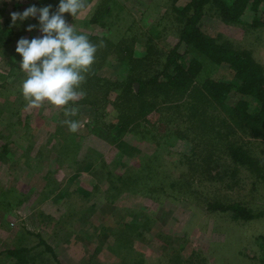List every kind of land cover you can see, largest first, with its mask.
<instances>
[{"label": "rangeland", "instance_id": "obj_1", "mask_svg": "<svg viewBox=\"0 0 264 264\" xmlns=\"http://www.w3.org/2000/svg\"><path fill=\"white\" fill-rule=\"evenodd\" d=\"M189 1L87 0L75 17L63 15L87 37L105 35L113 44L130 38L135 60L144 56L142 44L150 29L158 32L153 57L177 42L178 26L171 11L174 4ZM58 2L0 0V25L8 20L13 34L34 25L23 38L40 37L37 18L13 24L10 13L32 5L53 8ZM100 6H109L111 15L89 23ZM251 13H243L239 23L224 24L208 9L202 30L249 51L264 67V25L249 26ZM257 15L264 17V8ZM91 42L99 45L101 40ZM2 43L7 49L0 44V264H22L11 252L21 248L30 249L26 259L31 262L36 255L35 261L42 264H264V183L254 185L245 170L240 171L238 184L228 177L222 182L200 180L199 168L204 165L196 160L198 166L191 169L184 159L193 151V141L159 119L168 120L166 110H154L128 129L110 130L120 113H130L139 91L138 83L130 79L138 71L122 65L120 51L110 46L102 55L98 47L81 85L85 96L66 106L77 107L78 114L66 117L64 107L47 101L40 108L28 106L21 91L26 73L15 51L17 40ZM231 76L221 69L213 78ZM176 101L156 104L161 108ZM65 119L81 126L73 133L62 123ZM189 136L194 137L193 132ZM248 140L264 157V140ZM150 159H157L155 198L138 189L118 191L110 199L115 189L109 187L120 185L121 175H131L132 168ZM175 179L177 188L172 191ZM213 202L239 203L258 216L234 218L229 210L208 205ZM132 222H137L133 230Z\"/></svg>", "mask_w": 264, "mask_h": 264}, {"label": "trees", "instance_id": "obj_2", "mask_svg": "<svg viewBox=\"0 0 264 264\" xmlns=\"http://www.w3.org/2000/svg\"><path fill=\"white\" fill-rule=\"evenodd\" d=\"M58 4L51 8L52 12L56 11ZM261 8H264V0H190L186 5L174 4L171 17L178 26L177 42L166 52L153 57V37L158 32L155 28L150 29L149 38L147 36L146 42L142 44L144 56L134 58L136 61L131 59L133 51L130 38H122L113 44L105 35L102 38L88 36L91 41L101 40L104 43V47H100L103 51L99 54H106L110 49L108 47L113 46L112 49L120 51L122 65L138 71L130 75L131 82L135 81L139 85V91L130 105V113H120L118 122L110 130L128 129L131 123L143 119L148 113L166 110L168 120L159 119L174 124L178 136L193 141V151L184 159L189 162L191 169L198 163L204 165L199 168L200 180L222 182L228 177L238 184L240 171L245 170L253 178L254 185L256 182L264 183V157L261 158L254 151L252 141L248 140H264V67L249 51L235 48L219 35L209 37L202 30V19L208 9L224 24L239 23L240 16L250 11L252 19L249 26L257 27L264 25V17L256 16ZM111 11L109 6H100L92 14L89 23H99L103 18L106 20ZM26 32V28H23L13 34L9 21L5 20L0 25L1 47L7 49L3 41H18ZM154 62L157 65L153 67ZM221 69L228 71L231 78L215 80L213 75ZM127 82L128 94V90H131L129 76ZM145 95L151 98V102L146 100ZM172 100L177 101L170 106L160 105L161 108L157 105L160 101ZM191 132L196 140L189 136ZM157 159L147 160L140 167L132 168L131 175H121V184L109 187L115 189V193L109 194L110 199L115 198L118 191L134 193L138 189L155 198ZM170 185L169 189L175 191L177 179L172 180ZM208 205L222 211L227 209L234 218L250 219L258 216L239 203L221 205L213 202ZM136 223H130L131 229ZM29 250L21 248L11 252L18 257L19 263L42 264L35 261L36 255H29L31 262L26 259L25 252Z\"/></svg>", "mask_w": 264, "mask_h": 264}, {"label": "clouds", "instance_id": "obj_3", "mask_svg": "<svg viewBox=\"0 0 264 264\" xmlns=\"http://www.w3.org/2000/svg\"><path fill=\"white\" fill-rule=\"evenodd\" d=\"M87 0H59L55 12L51 5L37 8L32 5L23 12L10 13L13 24L29 17L37 18L40 37L20 38L15 51L22 58L20 69L26 73L21 91L30 108H40L45 101L53 106L64 107L66 117L76 116L77 107H66L85 96L81 85L86 81L95 62L98 47L86 35L79 34L73 24H69L64 13L75 17L85 9ZM29 25L27 31H32ZM75 133L81 126L79 121H62Z\"/></svg>", "mask_w": 264, "mask_h": 264}]
</instances>
